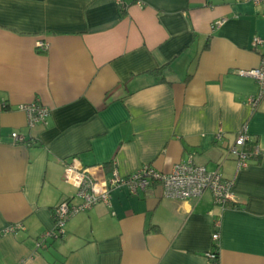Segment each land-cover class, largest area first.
I'll use <instances>...</instances> for the list:
<instances>
[{
	"label": "crops",
	"instance_id": "crops-1",
	"mask_svg": "<svg viewBox=\"0 0 264 264\" xmlns=\"http://www.w3.org/2000/svg\"><path fill=\"white\" fill-rule=\"evenodd\" d=\"M126 1L0 0V232L21 225L0 237V264H207L217 229L219 264H264V154L242 169L227 157L244 126L264 152V99L247 103L262 87L239 73L260 65L263 7ZM34 101L51 108L47 124L29 126L18 109ZM190 156L233 179L236 201L119 188L111 207L80 212L37 247L55 206L77 192L67 162L103 178L147 164L171 172Z\"/></svg>",
	"mask_w": 264,
	"mask_h": 264
},
{
	"label": "built area",
	"instance_id": "built-area-1",
	"mask_svg": "<svg viewBox=\"0 0 264 264\" xmlns=\"http://www.w3.org/2000/svg\"><path fill=\"white\" fill-rule=\"evenodd\" d=\"M244 1H252L263 7L264 17V0ZM117 2L123 9L128 7L126 0H117ZM135 2L143 5L142 0H135ZM224 21L225 19L215 21L213 29L221 26ZM48 46L49 44L46 42L38 43L39 49L43 51L47 50ZM253 47L262 50L260 65L256 68L240 70L239 73L254 77L261 84V93L247 99V103L253 110H256L264 99V37L255 36ZM18 109L26 113L28 125L31 127L37 124H47L51 116V108L39 101L20 104ZM224 135V132L220 130L216 134V138L221 139ZM11 136L14 142H26V138L18 131H13ZM249 143L252 144L250 147H248ZM263 154V150L255 142L246 126L237 132L227 150V157H232L237 161L238 169L248 167L254 159ZM97 173V167L79 166L77 158L65 164V178L76 185L77 192L71 198L64 199L55 206L53 211L54 227L37 239L38 248L47 246L50 239L62 236L66 223L80 212L100 203L111 207L112 193L119 188H126L131 195H139L142 192H150L159 185L163 189L164 197L181 200H198L206 192H210L214 203L221 207L236 201L234 180L224 177L219 170H209L206 165L196 163L192 156L187 161L176 164L171 172H160L147 164L127 176H122L116 167L110 170L108 177L100 178ZM216 225L220 226L219 220L216 221ZM20 227V224L9 226L0 232V237ZM212 237L214 247L207 253V264H219L218 241L220 233L218 229L214 231Z\"/></svg>",
	"mask_w": 264,
	"mask_h": 264
},
{
	"label": "trees",
	"instance_id": "trees-1",
	"mask_svg": "<svg viewBox=\"0 0 264 264\" xmlns=\"http://www.w3.org/2000/svg\"><path fill=\"white\" fill-rule=\"evenodd\" d=\"M166 66H163V67H161V68H156L155 70H153L152 72L153 73H158V72H160L163 68H165Z\"/></svg>",
	"mask_w": 264,
	"mask_h": 264
}]
</instances>
